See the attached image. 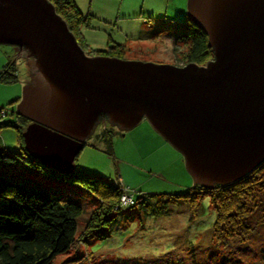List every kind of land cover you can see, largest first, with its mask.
Listing matches in <instances>:
<instances>
[{
  "label": "water",
  "instance_id": "water-1",
  "mask_svg": "<svg viewBox=\"0 0 264 264\" xmlns=\"http://www.w3.org/2000/svg\"><path fill=\"white\" fill-rule=\"evenodd\" d=\"M212 60L175 66L88 56L49 0H0V44L32 70L15 112L25 152L70 173L100 122L121 135L145 119L194 184L233 183L264 161V0H186Z\"/></svg>",
  "mask_w": 264,
  "mask_h": 264
},
{
  "label": "rangeland",
  "instance_id": "rangeland-1",
  "mask_svg": "<svg viewBox=\"0 0 264 264\" xmlns=\"http://www.w3.org/2000/svg\"><path fill=\"white\" fill-rule=\"evenodd\" d=\"M86 10L83 12L86 13ZM89 10L93 16L88 20V26L80 29L83 51L88 56L103 55L95 51L106 50L115 43L122 45L108 52L115 57L175 66L185 64L189 44L177 41L175 32L185 27L186 0H91ZM140 31L143 36L135 38ZM124 33L131 36L126 37ZM211 55L202 53L200 64L210 61ZM23 57L28 58L19 56L10 46L0 44V72L7 62L13 63L17 78V81L0 82V108L5 111V116L0 117V124L16 123L17 103L10 102L21 97L22 86L29 81L28 74L32 72ZM147 125L150 126L143 119L121 135L109 122H98L84 140L74 169L81 170L77 161L98 169L104 173L101 175L110 187L118 191L121 179L129 188L141 193L187 192L194 183L185 169L182 156L161 137V142L147 139V133L151 132ZM102 131L112 133V160L104 155L105 145L97 141L96 136ZM0 142L7 151L20 155L17 132L13 126L0 127ZM93 149L104 153L101 157L103 161L88 160V153ZM24 158L21 157L12 168L0 166V172L10 178L21 176L41 187L62 190L64 195L77 200L82 206L73 244L66 252L56 256L51 264H218L217 260H227L235 254L238 257L231 264H264V194L260 192L255 193L258 205L253 206L255 209L245 217L252 228L247 240L240 239L236 232V236L230 239L213 238L215 234L224 236L226 226L219 225L214 229L215 210L207 195L197 200L191 220V211L185 203L178 207L169 206L165 213L155 215L150 211L153 205L150 209L136 205L117 212L112 209L105 211L104 224L94 226L103 214L104 197L91 193L86 183L53 178L48 171L50 168L29 165ZM127 198L126 193H120L116 200L120 203ZM87 227L88 233H103L106 238L89 236L85 232Z\"/></svg>",
  "mask_w": 264,
  "mask_h": 264
},
{
  "label": "trees",
  "instance_id": "trees-1",
  "mask_svg": "<svg viewBox=\"0 0 264 264\" xmlns=\"http://www.w3.org/2000/svg\"><path fill=\"white\" fill-rule=\"evenodd\" d=\"M49 1L52 3L57 15L65 22L78 45L84 50L80 29L81 27L88 26L90 15L83 14L76 6L74 0ZM183 24L185 27L175 32V38L177 41L189 44L184 65H202L199 61L202 53H212L208 46V37L194 23L187 20L186 12ZM121 46L114 43L109 45L106 50L100 49L95 52L114 56L108 52L110 50L115 51ZM10 47L13 48L12 46ZM116 57L119 58V56ZM209 60H212V55ZM12 65L13 63L8 64V62L4 65L3 70L0 72V82L17 81L14 65ZM19 99L20 97L12 100L10 103H18ZM0 109V113L3 111L0 117L5 116L3 108ZM15 120L16 123L14 125L3 123L0 124V127L8 125L16 129L20 155L7 151L0 142V166L7 169L8 167L12 168L25 155L24 162L26 159L27 164L45 169L38 161L32 159L23 148L21 133L29 121L22 116L16 115V112ZM17 120L20 121V124ZM96 138L97 141L105 145L103 152L112 160L111 131H102ZM76 160L77 157L74 163ZM48 171L53 178L60 179L61 181L77 184L86 183L91 193L95 195L100 194L106 199L102 207L103 214L97 219L98 222H95L94 226L104 224V220L106 219L104 216L105 211L112 209L117 212L124 207H135L136 205L145 207L146 209H150V206L153 205V209H150V211L155 215L165 213L169 206L178 207L185 203L188 204L191 211V220L197 200L207 195L210 205H213L215 210L214 229L219 225L226 226L224 228L225 235L220 236L215 234L216 236H213L215 240H221L222 238L230 239L236 235H239L242 240H247L252 228L245 217L250 215L256 205H258L255 202V193L260 192L264 194V161L257 165L249 174L233 183L213 185L211 187L194 184L183 194L141 193L129 188L121 179L119 180L118 191L112 189L103 176L95 173L74 169L71 173L64 175L52 169H48ZM120 193L130 195L132 203L122 206L116 200ZM81 214V204L77 200L64 195L62 190L53 189L51 186L41 187L35 181H28L21 176L10 178L0 172V264H51L56 256L66 252L73 244L77 219ZM236 226L238 227V231L236 230ZM88 227L85 232L90 234L88 233ZM234 232L237 234L234 235ZM93 235L97 234L91 233L89 236ZM97 236L98 239L106 238L103 233ZM237 257V254H235L229 258L232 261L221 258L217 262L218 264H231L232 262H236Z\"/></svg>",
  "mask_w": 264,
  "mask_h": 264
},
{
  "label": "crops",
  "instance_id": "crops-1",
  "mask_svg": "<svg viewBox=\"0 0 264 264\" xmlns=\"http://www.w3.org/2000/svg\"><path fill=\"white\" fill-rule=\"evenodd\" d=\"M74 2H75V4H76V6L78 7V9L83 13V14H88V15H90V17L91 16H93V15H91V14H93V13H91V12H89L90 10H89V7H91V0H81V1H79V0H74ZM81 2V3H80ZM85 8H87V10H86V13H84L83 12V10L85 9ZM90 17H89V19H90ZM143 22V21H142ZM124 35L126 36V37H130L131 35H126V33H124ZM141 36H143V34H142V31H140L136 36H135V38H140ZM148 126V125H147ZM149 127V130L148 131H151L150 133L148 132L147 133V135H146V137H147V139H149V140H151V141H156V142H161L162 140H161V138H160V136L150 127V126H148ZM84 151V150H83ZM82 151V152H83ZM82 152H81V154H82ZM103 152H101V151H98V150H96V149H93V152H89L88 153V160L89 161H94V160H98V161H103L102 160V158L101 157H103ZM102 155V156H101ZM105 156H106V154H104ZM107 157V156H106ZM77 160H78V158H77ZM77 163H78V166L81 168V170H83L84 172H89V173H95V174H98V175H101V174H104V173H102L101 171H97L98 169H94L93 167H91V166H88V165H85L84 163H79L78 161H77ZM102 176V175H101Z\"/></svg>",
  "mask_w": 264,
  "mask_h": 264
},
{
  "label": "built area",
  "instance_id": "built-area-1",
  "mask_svg": "<svg viewBox=\"0 0 264 264\" xmlns=\"http://www.w3.org/2000/svg\"><path fill=\"white\" fill-rule=\"evenodd\" d=\"M127 196H128V198L126 199V201H125V200H121V201H120V204H121L122 206H127V205H129V204L132 203V200H131L130 195L127 194Z\"/></svg>",
  "mask_w": 264,
  "mask_h": 264
},
{
  "label": "flooded vegetation",
  "instance_id": "flooded-vegetation-1",
  "mask_svg": "<svg viewBox=\"0 0 264 264\" xmlns=\"http://www.w3.org/2000/svg\"><path fill=\"white\" fill-rule=\"evenodd\" d=\"M25 60V59H24Z\"/></svg>",
  "mask_w": 264,
  "mask_h": 264
}]
</instances>
